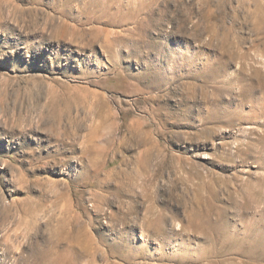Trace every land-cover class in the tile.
Returning <instances> with one entry per match:
<instances>
[{
  "label": "rangeland",
  "instance_id": "obj_1",
  "mask_svg": "<svg viewBox=\"0 0 264 264\" xmlns=\"http://www.w3.org/2000/svg\"><path fill=\"white\" fill-rule=\"evenodd\" d=\"M263 135L264 0H0V264H264Z\"/></svg>",
  "mask_w": 264,
  "mask_h": 264
},
{
  "label": "bare ground",
  "instance_id": "obj_2",
  "mask_svg": "<svg viewBox=\"0 0 264 264\" xmlns=\"http://www.w3.org/2000/svg\"><path fill=\"white\" fill-rule=\"evenodd\" d=\"M263 109V108H262ZM264 136V135H263ZM262 140V139H261ZM238 154V153H237ZM257 191V190H256Z\"/></svg>",
  "mask_w": 264,
  "mask_h": 264
}]
</instances>
